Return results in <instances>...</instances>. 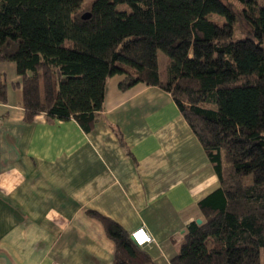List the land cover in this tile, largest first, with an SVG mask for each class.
Returning a JSON list of instances; mask_svg holds the SVG:
<instances>
[{
    "label": "trees",
    "instance_id": "1",
    "mask_svg": "<svg viewBox=\"0 0 264 264\" xmlns=\"http://www.w3.org/2000/svg\"><path fill=\"white\" fill-rule=\"evenodd\" d=\"M0 60L16 63L27 122L44 113L93 130L117 74L122 91L170 92L220 182L171 264H262L264 0H0ZM90 212L116 243L115 264H154L122 225Z\"/></svg>",
    "mask_w": 264,
    "mask_h": 264
},
{
    "label": "crops",
    "instance_id": "2",
    "mask_svg": "<svg viewBox=\"0 0 264 264\" xmlns=\"http://www.w3.org/2000/svg\"><path fill=\"white\" fill-rule=\"evenodd\" d=\"M0 72V264H115L116 243L91 210L129 234L145 227L153 240L140 247L171 264L190 223L206 221L199 201L220 185L171 93L144 82L122 91L114 75L86 132L74 118L27 122L16 63L0 60Z\"/></svg>",
    "mask_w": 264,
    "mask_h": 264
},
{
    "label": "built area",
    "instance_id": "3",
    "mask_svg": "<svg viewBox=\"0 0 264 264\" xmlns=\"http://www.w3.org/2000/svg\"><path fill=\"white\" fill-rule=\"evenodd\" d=\"M130 235L133 241L139 246H144L153 240L152 236L143 226L133 230Z\"/></svg>",
    "mask_w": 264,
    "mask_h": 264
},
{
    "label": "rangeland",
    "instance_id": "4",
    "mask_svg": "<svg viewBox=\"0 0 264 264\" xmlns=\"http://www.w3.org/2000/svg\"><path fill=\"white\" fill-rule=\"evenodd\" d=\"M237 7H241L239 6V4H237ZM210 18L219 22V23H223L224 22V17L218 15V14H211L210 15ZM250 28H248L247 25H244L242 26V28L240 29L239 32H244V31H248ZM165 62H166V56L164 53H160V64H161V69H162V72L164 73V66H165ZM165 78V75L163 76ZM261 263L264 264V249H262V253H261Z\"/></svg>",
    "mask_w": 264,
    "mask_h": 264
},
{
    "label": "water",
    "instance_id": "5",
    "mask_svg": "<svg viewBox=\"0 0 264 264\" xmlns=\"http://www.w3.org/2000/svg\"><path fill=\"white\" fill-rule=\"evenodd\" d=\"M89 16H90V13H88V12H86V13L83 15L84 18H87V17H89ZM197 223L200 224V225H202V224H203V219H201V218L197 219Z\"/></svg>",
    "mask_w": 264,
    "mask_h": 264
}]
</instances>
